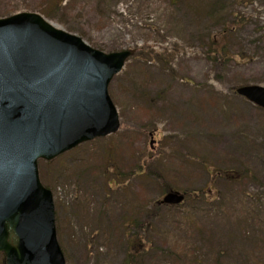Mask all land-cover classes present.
Wrapping results in <instances>:
<instances>
[{
  "label": "rangeland",
  "instance_id": "rangeland-1",
  "mask_svg": "<svg viewBox=\"0 0 264 264\" xmlns=\"http://www.w3.org/2000/svg\"><path fill=\"white\" fill-rule=\"evenodd\" d=\"M21 12L136 49L109 86L120 130L39 161L67 264H264V109L233 91L264 86V0H0Z\"/></svg>",
  "mask_w": 264,
  "mask_h": 264
},
{
  "label": "water",
  "instance_id": "water-1",
  "mask_svg": "<svg viewBox=\"0 0 264 264\" xmlns=\"http://www.w3.org/2000/svg\"><path fill=\"white\" fill-rule=\"evenodd\" d=\"M134 50L105 53L37 13L0 18V253L6 264H66L39 159L120 128L109 85ZM237 93L264 107V87ZM178 192L163 201L182 202ZM17 237L9 240L10 233Z\"/></svg>",
  "mask_w": 264,
  "mask_h": 264
},
{
  "label": "trees",
  "instance_id": "trees-1",
  "mask_svg": "<svg viewBox=\"0 0 264 264\" xmlns=\"http://www.w3.org/2000/svg\"><path fill=\"white\" fill-rule=\"evenodd\" d=\"M234 28V26H230V27H224L223 29H222V31L220 32V34H219V37H221V36H223V37H229L230 35H231V33H232V29ZM217 40V39H216ZM215 41V39L213 38L212 39V43ZM219 41V40H218ZM218 41H216V43L218 42ZM213 49V51H215V53H219L220 54V52H218V49H214V48H212ZM224 50H225V44L221 47V51L222 52H224ZM10 239L12 240V241H15V236L13 235V234H11V236H10ZM1 260V264H5L4 263V257L2 256V258L0 259Z\"/></svg>",
  "mask_w": 264,
  "mask_h": 264
}]
</instances>
